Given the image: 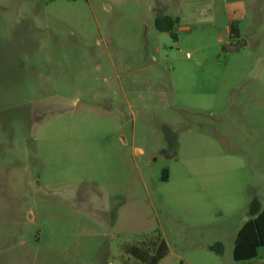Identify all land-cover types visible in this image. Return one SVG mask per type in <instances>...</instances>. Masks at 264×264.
<instances>
[{"label": "rangeland", "instance_id": "1", "mask_svg": "<svg viewBox=\"0 0 264 264\" xmlns=\"http://www.w3.org/2000/svg\"><path fill=\"white\" fill-rule=\"evenodd\" d=\"M253 198L264 0H0V264H142L156 229L159 264H235Z\"/></svg>", "mask_w": 264, "mask_h": 264}, {"label": "trees", "instance_id": "2", "mask_svg": "<svg viewBox=\"0 0 264 264\" xmlns=\"http://www.w3.org/2000/svg\"><path fill=\"white\" fill-rule=\"evenodd\" d=\"M178 17L167 14H159L155 18V27L161 32L169 33L177 40L176 25ZM240 29L236 22L229 23V37L231 45H238ZM233 47V46H232ZM227 50V46L223 45ZM236 49V47H235ZM169 178L165 169L162 180ZM248 220L238 231L234 247L233 259L237 264H264V208L258 198H253L249 205ZM221 243L212 246L211 249L222 253ZM126 252L142 264H159L169 253V245L161 231L158 229L145 236L140 242L126 246ZM122 264H130L127 261Z\"/></svg>", "mask_w": 264, "mask_h": 264}, {"label": "crops", "instance_id": "3", "mask_svg": "<svg viewBox=\"0 0 264 264\" xmlns=\"http://www.w3.org/2000/svg\"><path fill=\"white\" fill-rule=\"evenodd\" d=\"M244 13L245 12L242 10V8L238 9L236 12L234 11L231 14L230 20L232 22H236V21H238V20H240V19H242L244 17ZM167 15H169V14H167ZM227 31H228V34H229V25L227 26ZM219 42L223 43V39H220ZM248 218H249V216L246 217L245 222L248 220ZM244 223H242V225H240V227L237 228L236 233H234V242H235V238H236V235H237L238 231L241 229V227L244 225ZM234 242H233V247H234ZM235 264H237V263H235Z\"/></svg>", "mask_w": 264, "mask_h": 264}, {"label": "built area", "instance_id": "4", "mask_svg": "<svg viewBox=\"0 0 264 264\" xmlns=\"http://www.w3.org/2000/svg\"><path fill=\"white\" fill-rule=\"evenodd\" d=\"M188 56H189V54H188Z\"/></svg>", "mask_w": 264, "mask_h": 264}]
</instances>
